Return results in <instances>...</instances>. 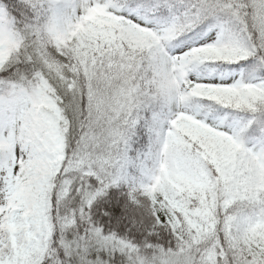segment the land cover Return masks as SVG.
Masks as SVG:
<instances>
[{"label": "snow or ice", "instance_id": "6c2138e0", "mask_svg": "<svg viewBox=\"0 0 264 264\" xmlns=\"http://www.w3.org/2000/svg\"><path fill=\"white\" fill-rule=\"evenodd\" d=\"M0 264H264V0H0Z\"/></svg>", "mask_w": 264, "mask_h": 264}]
</instances>
